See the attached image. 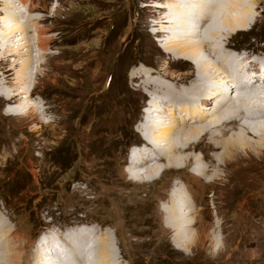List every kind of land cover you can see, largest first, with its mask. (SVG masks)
Masks as SVG:
<instances>
[{
  "label": "rangeland",
  "instance_id": "obj_1",
  "mask_svg": "<svg viewBox=\"0 0 264 264\" xmlns=\"http://www.w3.org/2000/svg\"><path fill=\"white\" fill-rule=\"evenodd\" d=\"M32 1L37 10L29 14L43 17L39 26L52 38L50 52L58 54L51 64L66 63L73 76L64 71L60 80L39 78L29 103L44 102L45 115L28 107L8 112L23 98L0 99V205L11 214L9 224L18 231L25 259L48 229L85 223L93 226L79 230L90 231L92 238L108 229L121 264H264V158L230 168L229 183H209L212 172L208 181L192 176V161L144 185L125 174L127 150L143 142L136 131L143 99L130 81L131 72L145 64L185 78L192 73L190 66L168 65L160 34L146 25L151 0ZM4 5L0 1V16H5ZM250 5L255 15L251 28L235 31L224 42L248 57H264V0ZM2 25L0 18V31ZM27 58L9 56L14 66L6 86H13ZM235 128L236 123L230 131ZM209 139L195 154L215 168ZM177 186L198 195L192 232L204 228L206 235L193 244L173 241L172 230L162 222V206ZM187 196L193 203V195Z\"/></svg>",
  "mask_w": 264,
  "mask_h": 264
},
{
  "label": "bare ground",
  "instance_id": "obj_2",
  "mask_svg": "<svg viewBox=\"0 0 264 264\" xmlns=\"http://www.w3.org/2000/svg\"><path fill=\"white\" fill-rule=\"evenodd\" d=\"M0 1L5 3L2 9L6 12L5 16H0L3 19L0 99L6 102L23 98L8 112L16 113L28 107L33 111L42 109L45 115V103L30 104L29 98L39 78L53 75L60 80L62 72L67 74L68 65L51 64L58 54L50 52L52 38L44 35L45 29L39 26L43 17L29 14L37 10L33 9L32 0H23L24 6L13 0ZM252 1L151 0L153 10L146 25L152 34H160V49L162 47L164 56L171 59L168 65L190 66L192 73L185 78L170 75L165 67L145 64L131 72L130 81L137 83L136 90L143 99L142 113L136 125L143 142L137 141L127 150L129 160L124 171L136 185L152 183L173 169L187 167L191 161L194 162L192 176L205 181L212 172L209 183L217 180L229 183L232 177L230 168L241 167L246 160L264 158V86L263 89L255 88L258 83H264V57H248L245 52L243 56L231 53L228 49L230 43L224 42L235 31L251 28L255 19L250 5ZM24 13L29 15L21 20ZM30 24L34 25L32 31L36 32L33 36L29 34ZM19 32L20 37L16 38ZM35 46L40 51L37 55H34ZM11 55H26L28 58L23 61L13 86H6L14 66L9 59ZM241 61H246V70L261 74L254 75L249 85L246 84L244 66H239ZM35 63L38 64L36 68L33 67ZM72 76L68 72V77ZM100 78L99 75L96 79ZM158 104L167 108L160 112L156 108ZM235 123L236 128L230 131V126ZM208 136V146L215 151L214 160H217L215 168L202 162L206 160L204 156L195 154L201 141ZM195 193H190L193 195L191 203L181 188L176 187L162 206V222L172 230V240L178 244H193L206 235L204 228L201 233L199 229L192 232L197 222L194 210L198 195ZM190 217L194 220L191 221ZM11 219V214L4 212L0 205V264H52L44 247L53 246L55 237L44 232L26 260L24 254L27 251H23L17 229L9 224ZM98 228H94L95 232ZM101 230L98 239L94 235L90 237V231L78 230L70 242L72 259L57 255L59 264H121L112 234L107 228ZM262 249L264 251V244Z\"/></svg>",
  "mask_w": 264,
  "mask_h": 264
}]
</instances>
